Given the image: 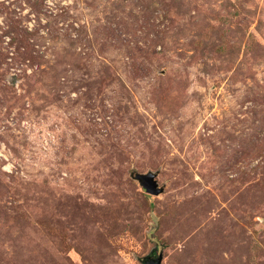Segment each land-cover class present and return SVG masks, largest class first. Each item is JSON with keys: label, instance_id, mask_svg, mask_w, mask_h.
<instances>
[{"label": "rangeland", "instance_id": "1", "mask_svg": "<svg viewBox=\"0 0 264 264\" xmlns=\"http://www.w3.org/2000/svg\"><path fill=\"white\" fill-rule=\"evenodd\" d=\"M160 253L264 264V0H0V264Z\"/></svg>", "mask_w": 264, "mask_h": 264}, {"label": "water", "instance_id": "2", "mask_svg": "<svg viewBox=\"0 0 264 264\" xmlns=\"http://www.w3.org/2000/svg\"><path fill=\"white\" fill-rule=\"evenodd\" d=\"M134 178L139 181L142 189L149 194H159L163 189L158 186L155 179V173H135ZM162 255L161 253L154 258L147 259L145 264H161Z\"/></svg>", "mask_w": 264, "mask_h": 264}]
</instances>
